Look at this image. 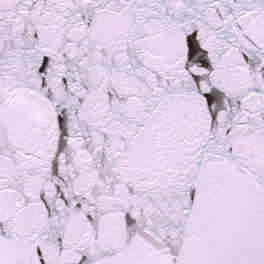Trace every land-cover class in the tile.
<instances>
[{
    "label": "snow or ice",
    "instance_id": "1",
    "mask_svg": "<svg viewBox=\"0 0 264 264\" xmlns=\"http://www.w3.org/2000/svg\"><path fill=\"white\" fill-rule=\"evenodd\" d=\"M0 264H264V0H0Z\"/></svg>",
    "mask_w": 264,
    "mask_h": 264
}]
</instances>
